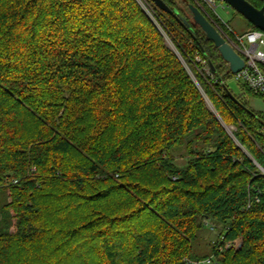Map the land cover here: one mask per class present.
Listing matches in <instances>:
<instances>
[{"label":"trees","instance_id":"16d2710c","mask_svg":"<svg viewBox=\"0 0 264 264\" xmlns=\"http://www.w3.org/2000/svg\"><path fill=\"white\" fill-rule=\"evenodd\" d=\"M145 1L0 0V264H264V115L193 0Z\"/></svg>","mask_w":264,"mask_h":264},{"label":"rangeland","instance_id":"374dc122","mask_svg":"<svg viewBox=\"0 0 264 264\" xmlns=\"http://www.w3.org/2000/svg\"><path fill=\"white\" fill-rule=\"evenodd\" d=\"M194 4L192 2L193 5H195L196 7L200 8L204 14L213 22V24L217 27V29L219 30V32H221V34L227 39L228 42H230L233 46H235V40H234V36L232 33L235 34H241L244 33L248 30V24L246 22V19L243 18V16H241L237 11H235L233 8H231L224 0H215V7L212 9L210 8L205 0H193ZM138 4L142 7V9H144L145 13L147 14V16L155 23L156 19L154 16V13L151 9V7L149 6V4L147 3V1L145 0H137ZM142 2V4H141ZM209 8L211 9V11L213 10V12L216 14V16H218V18L221 20V22L223 24L226 25V27L229 29H222L219 25L216 24V22L211 18V16L209 15V12L205 9ZM186 12L188 17L190 18V20L194 23L193 21V15L191 13V11L185 7ZM194 25L196 26L197 29H200V27H198L195 23ZM202 31V30H201ZM232 32V33H231ZM202 33L204 34V32L202 31ZM166 46L169 49H172L175 52L174 47L172 46L171 42L166 39ZM197 62H199V59H197ZM196 62V63H197ZM229 66V65H228ZM186 68L188 69L191 77L193 78V80L197 83V85L199 86L195 76L193 75V73L189 70V68L186 66ZM226 86L237 96H239V98H241L242 101L244 102H248L250 104L251 109L258 114L264 115V96H257V95H253L252 93H250L246 88H244L243 86H241L238 82H236L233 78H230L229 80L226 81ZM201 90V89H200ZM69 97L66 96L65 98L67 99ZM206 98V102L208 105V108L219 118L218 113L216 112V109L214 108L213 105H211L209 99ZM59 104L61 105V102H59ZM69 103H65L63 108L61 106V109L59 114L57 115L58 118H61L64 114V111L66 109V106H69ZM89 118L91 121H94V116L91 114L89 115ZM108 123V122H105ZM100 126L104 127V124H99ZM223 127L226 128L227 132H229V129L232 130L233 132H237V128H235L234 125L231 126H225L226 124L222 123ZM102 127H98L95 129V137L98 136L99 133H101L102 131ZM229 128V129H228ZM235 128V129H234ZM106 149V147H105ZM104 148L101 147V153L105 151ZM106 152V151H105ZM107 154V152H106ZM94 156L89 155L88 158H90L91 160H93ZM176 163L180 166L185 165L186 163V159H183L182 157H177V161ZM258 167L259 165L256 164ZM260 168V167H259ZM214 229V228H213ZM210 229L208 232H204L203 235H201V237L204 239V243L203 242H199V240L195 243L196 245V251L195 253L200 256V257H208L212 254V250H211V246L206 245L207 243H212V241L216 240V230ZM205 242H207L205 244ZM199 246V247H197ZM203 258V259H204ZM184 261L187 262V264H193V263H198L200 262L199 260L197 261V259H192L191 257H185ZM204 264V263H202ZM216 264V260H214V263Z\"/></svg>","mask_w":264,"mask_h":264},{"label":"built area","instance_id":"2783aa9c","mask_svg":"<svg viewBox=\"0 0 264 264\" xmlns=\"http://www.w3.org/2000/svg\"><path fill=\"white\" fill-rule=\"evenodd\" d=\"M210 8L215 7V0H205ZM142 4V2H141ZM214 10V9H213ZM235 40V49L241 55L244 60L245 66L239 73L233 74V79L239 84L245 85L254 94L264 96V32L251 31L243 35L232 33ZM201 60L199 59V62ZM229 129V128H228ZM235 129V128H234ZM230 136L236 141L233 136V131L229 129ZM237 142V141H236ZM241 147V145L239 144ZM264 175V169H262ZM256 193L261 196L264 191L257 189ZM234 243L228 242L223 239L222 245L219 247V251L228 250ZM211 264L212 259H208L196 264ZM195 264V263H193Z\"/></svg>","mask_w":264,"mask_h":264},{"label":"water","instance_id":"95a60500","mask_svg":"<svg viewBox=\"0 0 264 264\" xmlns=\"http://www.w3.org/2000/svg\"><path fill=\"white\" fill-rule=\"evenodd\" d=\"M161 10L170 12L162 0H152ZM231 8L237 11L248 22L257 29L264 32V8L259 10L246 0H224ZM193 15L194 23L201 28L208 41L213 42L220 52L223 60L229 65L233 74L239 73L244 69L245 63L235 47L219 32L213 22L204 14V12L193 5L189 6Z\"/></svg>","mask_w":264,"mask_h":264},{"label":"crops","instance_id":"0c3cea01","mask_svg":"<svg viewBox=\"0 0 264 264\" xmlns=\"http://www.w3.org/2000/svg\"><path fill=\"white\" fill-rule=\"evenodd\" d=\"M264 8V7H263ZM262 8V9H263ZM259 10H261V9H259ZM244 18V17H243ZM245 19V18H244ZM247 21V20H246ZM247 32H249V27H248V30L246 31V32H244V33H241V34H239V35H243V34H245V33H247ZM235 34V33H234Z\"/></svg>","mask_w":264,"mask_h":264}]
</instances>
